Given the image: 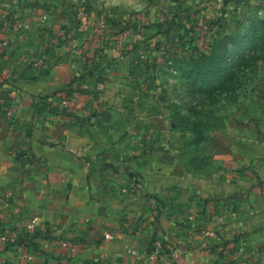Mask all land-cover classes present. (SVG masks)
Listing matches in <instances>:
<instances>
[{
  "label": "crops",
  "instance_id": "1",
  "mask_svg": "<svg viewBox=\"0 0 264 264\" xmlns=\"http://www.w3.org/2000/svg\"><path fill=\"white\" fill-rule=\"evenodd\" d=\"M204 1L209 14L230 8ZM51 12L40 0H0V264H147L159 243L185 264H209L199 245L212 224L229 246L220 263L264 264V110L213 133L221 170L188 174L181 134L129 99L133 64L116 39L99 56ZM38 56L43 70L31 66ZM69 88L86 91L70 116L52 98ZM31 218L47 232L23 251L2 241Z\"/></svg>",
  "mask_w": 264,
  "mask_h": 264
},
{
  "label": "rangeland",
  "instance_id": "2",
  "mask_svg": "<svg viewBox=\"0 0 264 264\" xmlns=\"http://www.w3.org/2000/svg\"><path fill=\"white\" fill-rule=\"evenodd\" d=\"M40 1L62 21L65 35L91 38L99 56L116 39L133 64L129 99L143 102L147 118L161 128L181 134L188 174L203 177L221 170L213 133L237 114L253 117L264 110V0L227 1L224 15L203 11L198 3L204 0ZM222 119L223 127L204 135L208 139L193 130L200 122L216 126ZM175 253V264H185Z\"/></svg>",
  "mask_w": 264,
  "mask_h": 264
},
{
  "label": "built area",
  "instance_id": "3",
  "mask_svg": "<svg viewBox=\"0 0 264 264\" xmlns=\"http://www.w3.org/2000/svg\"><path fill=\"white\" fill-rule=\"evenodd\" d=\"M104 23H101V30L104 28ZM43 58H36L31 61L32 67L35 69H40L43 67ZM77 93H75L69 99H62L60 102V110L68 109L71 113L74 108L79 104ZM152 208L155 211L161 209V204L158 202L152 203ZM38 232L46 233L47 227L43 225L38 218H31L23 223L16 225L14 231H9L4 233L1 236L2 241L9 247H11L15 251H23L26 247L27 238L35 237ZM111 234H105V239L111 240ZM219 240V232L218 229H208L204 231L202 241L199 245L201 252L208 253L207 259H209V264H219L221 259L226 254V244L218 242ZM174 246L169 243H159L155 244L153 248L147 253V259L150 264H156L159 261V264H166L165 262H169V264H175L177 261H174L176 255V250L174 251ZM32 260L33 257H28ZM105 261V260H104ZM106 263V262H105Z\"/></svg>",
  "mask_w": 264,
  "mask_h": 264
},
{
  "label": "trees",
  "instance_id": "4",
  "mask_svg": "<svg viewBox=\"0 0 264 264\" xmlns=\"http://www.w3.org/2000/svg\"><path fill=\"white\" fill-rule=\"evenodd\" d=\"M84 92H86V91L82 90V89L76 91L75 89L69 88V89H65V90L59 92L56 95V97H52V98H58V100L60 102L62 99H69L75 93H84ZM54 109H56V110H54L55 112H58L59 106L58 107L55 106ZM62 112L64 114H66V115H69V116L72 114L67 108L63 109ZM223 125H224V120L223 119L220 121V125H216V126H212L211 123H209V122H200V124H197V125L193 126V130H195V131L196 130H201L200 135L203 136V138L205 140V139H208V138H206L204 135H206L207 133H210L211 131H213L215 129H219L220 127H223ZM219 264H222V263H219Z\"/></svg>",
  "mask_w": 264,
  "mask_h": 264
}]
</instances>
